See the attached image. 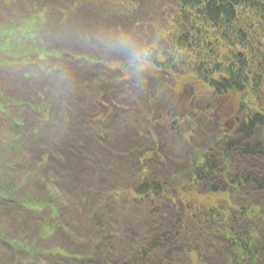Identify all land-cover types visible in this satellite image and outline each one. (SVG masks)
<instances>
[{"label": "rangeland", "instance_id": "1", "mask_svg": "<svg viewBox=\"0 0 264 264\" xmlns=\"http://www.w3.org/2000/svg\"><path fill=\"white\" fill-rule=\"evenodd\" d=\"M176 2H0V264H227L223 227L197 221L196 205L218 206L220 216L245 209L264 264V187L233 184L237 175L264 178V156L219 153L239 139L232 131L246 111L239 93L219 97L193 76L191 56L173 69V40L190 28L202 39L204 28L195 19L182 27ZM211 31L226 57L253 59L251 30L244 42ZM102 36L147 55L133 61ZM157 87L165 101L175 97L178 131L156 105ZM253 134L245 143L264 141V128ZM204 155L217 164L219 192L191 179ZM143 182L162 190L138 195ZM173 227L174 254L149 249Z\"/></svg>", "mask_w": 264, "mask_h": 264}, {"label": "trees", "instance_id": "2", "mask_svg": "<svg viewBox=\"0 0 264 264\" xmlns=\"http://www.w3.org/2000/svg\"><path fill=\"white\" fill-rule=\"evenodd\" d=\"M176 4L182 27H191V24L188 23L195 19L196 25H203L205 30L203 28L201 31L202 39L198 38L200 35L194 38L190 28L189 34L186 31L180 34L175 41L173 40L172 48L173 46L178 47V50L175 49L171 53L170 60L173 69L184 64L182 60L175 63L180 58L185 60L184 56H191L195 59L191 63L194 66L187 63L186 65L192 67V75L219 97H224L230 92L239 93L240 110L246 111L244 121L241 122V126L236 132L239 139L229 140L226 143L224 141L219 153L224 158H231L235 151L242 155L264 156V141L245 143L254 135L253 131L257 127L264 128V105H257L264 91V0H177ZM26 23L27 18H22L18 22V28ZM239 25L243 28L240 27L235 32ZM244 29L251 30V36L247 35L245 41L250 47H255L253 59L248 60V58L240 57L237 54L226 57L221 49L214 47L212 42L216 37L214 36L215 32L211 30H217V35L222 33L224 36L227 35L226 31H234V34H238L240 37L239 42H244ZM224 38L226 39V37ZM225 39H223L224 42H226ZM198 42L200 50H196L197 47L194 46ZM4 44L10 45V41L7 40ZM232 53L234 52H231L230 55ZM200 159L202 164L197 167V170H193V173L191 172V179L195 182L201 180L207 186L213 185L214 190L221 191L217 186H214L217 164L215 162L213 164L207 155ZM201 168L202 170H200ZM260 176L254 173L246 176L237 175L233 184L238 187L254 184L256 187L263 188L264 178ZM161 190V182H143L135 192L138 195H146L158 194ZM218 208L215 206L207 209L206 206L196 205L197 213L200 216L196 218L197 221L207 227H223L226 242L224 253L227 256V264H256L258 260L260 261L261 254L258 243L253 239L248 228L245 209L233 208L232 212L228 211L226 215L220 216ZM49 213L47 209L44 212L45 215H49ZM175 227L166 234V237L163 236L152 241L149 249L165 247L166 255L174 254L175 248H171V246H175L174 241L179 235ZM143 252H145L143 254L145 256L146 250Z\"/></svg>", "mask_w": 264, "mask_h": 264}, {"label": "clouds", "instance_id": "3", "mask_svg": "<svg viewBox=\"0 0 264 264\" xmlns=\"http://www.w3.org/2000/svg\"><path fill=\"white\" fill-rule=\"evenodd\" d=\"M99 42L106 48L124 51L133 61H139L147 55L146 52L136 49L124 39H113L111 37L102 36L99 38Z\"/></svg>", "mask_w": 264, "mask_h": 264}, {"label": "flooded vegetation", "instance_id": "4", "mask_svg": "<svg viewBox=\"0 0 264 264\" xmlns=\"http://www.w3.org/2000/svg\"><path fill=\"white\" fill-rule=\"evenodd\" d=\"M165 93L166 90L163 89V87H157L155 88V92L153 93L154 99L157 97V101H156V105L158 108H162L163 110H165V113H167L168 115H174L178 114L176 112V102H175V97H173V95H171V98L169 101H165ZM200 95V94H198ZM200 100H203V97L200 95ZM164 118V112L161 113V116H159L160 120H162ZM177 117V116H175ZM169 118H166V120H168ZM178 119L174 118L171 121V125H176L179 126V123L177 121Z\"/></svg>", "mask_w": 264, "mask_h": 264}, {"label": "bare ground", "instance_id": "5", "mask_svg": "<svg viewBox=\"0 0 264 264\" xmlns=\"http://www.w3.org/2000/svg\"><path fill=\"white\" fill-rule=\"evenodd\" d=\"M106 10V9H105Z\"/></svg>", "mask_w": 264, "mask_h": 264}]
</instances>
